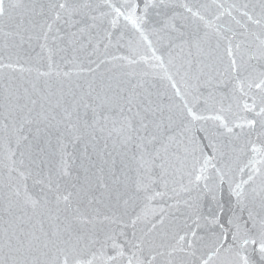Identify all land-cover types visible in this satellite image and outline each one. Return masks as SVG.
I'll return each instance as SVG.
<instances>
[{
    "label": "snow or ice",
    "instance_id": "snow-or-ice-1",
    "mask_svg": "<svg viewBox=\"0 0 264 264\" xmlns=\"http://www.w3.org/2000/svg\"><path fill=\"white\" fill-rule=\"evenodd\" d=\"M0 264H264V0H0Z\"/></svg>",
    "mask_w": 264,
    "mask_h": 264
}]
</instances>
